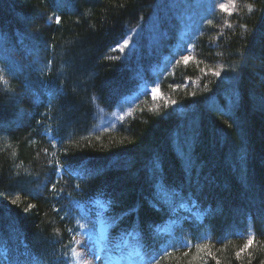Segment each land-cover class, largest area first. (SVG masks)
<instances>
[{
	"label": "trees",
	"instance_id": "trees-1",
	"mask_svg": "<svg viewBox=\"0 0 264 264\" xmlns=\"http://www.w3.org/2000/svg\"><path fill=\"white\" fill-rule=\"evenodd\" d=\"M222 3L0 0V264H73L86 221L124 258L264 264V0Z\"/></svg>",
	"mask_w": 264,
	"mask_h": 264
},
{
	"label": "rangeland",
	"instance_id": "rangeland-1",
	"mask_svg": "<svg viewBox=\"0 0 264 264\" xmlns=\"http://www.w3.org/2000/svg\"><path fill=\"white\" fill-rule=\"evenodd\" d=\"M197 1L198 0H196V2ZM162 5L163 3L160 2L159 6ZM56 17L57 16L52 17L51 21L55 22ZM153 88L155 87H148L150 90ZM146 89V87L143 88V90ZM131 103L130 100L128 103L124 104V108L121 107L111 113H107L104 109L98 108L99 128L105 130L119 123L120 120L129 113ZM175 226H178V224L171 222L166 231L173 229ZM76 230H78V232H76ZM94 231L98 232L97 228L88 221L82 223L78 229L73 230L72 235L77 244L76 256L73 264H150V261L134 255L133 252L127 258H119L117 254H110L103 242L104 236Z\"/></svg>",
	"mask_w": 264,
	"mask_h": 264
},
{
	"label": "snow or ice",
	"instance_id": "snow-or-ice-1",
	"mask_svg": "<svg viewBox=\"0 0 264 264\" xmlns=\"http://www.w3.org/2000/svg\"><path fill=\"white\" fill-rule=\"evenodd\" d=\"M235 7H236L235 0H229L228 4H223L222 3V4L219 5V8L225 13H231L232 9H234ZM248 8H249V11L253 10L251 5H248ZM55 20H56L57 24H59L61 22V18L60 17H56ZM209 23H211V21H209ZM127 44H128V41L125 40L124 41V45L120 46V50L123 51L124 46H126ZM190 59H191V57H189L187 55L183 56V62L185 64H187L190 61ZM202 71H205V70L202 69ZM207 71L211 72V74L216 76V77L221 76V70L220 69H208ZM0 79H2V78H0ZM151 92H152L153 96H155L156 93L158 92V89L157 88H153V89H151ZM172 103L175 104V101H172ZM196 135H197L196 130H193V135H192L193 141L195 140ZM13 203H16V201H13ZM185 210L188 211V212H193V208H186ZM25 211H28V209L26 208ZM132 211H135V209H133ZM193 214L197 215V216L199 215V213H195V212H193ZM253 243H254V239L253 238H249L247 240V242L243 245V247L240 248V250L236 252V257L239 258L245 251L250 250V248L253 245ZM197 247H198V249H203V250L207 249L206 245L205 246L198 245ZM185 255H187V253H185ZM209 255H211V253H209ZM156 264H159L158 260L156 261ZM190 264H191V262H190ZM217 264H220L219 260H217ZM249 264H251V261H249Z\"/></svg>",
	"mask_w": 264,
	"mask_h": 264
},
{
	"label": "clouds",
	"instance_id": "clouds-1",
	"mask_svg": "<svg viewBox=\"0 0 264 264\" xmlns=\"http://www.w3.org/2000/svg\"><path fill=\"white\" fill-rule=\"evenodd\" d=\"M3 77V73L2 72H0V78H2Z\"/></svg>",
	"mask_w": 264,
	"mask_h": 264
}]
</instances>
